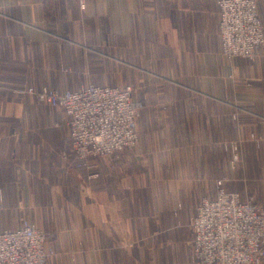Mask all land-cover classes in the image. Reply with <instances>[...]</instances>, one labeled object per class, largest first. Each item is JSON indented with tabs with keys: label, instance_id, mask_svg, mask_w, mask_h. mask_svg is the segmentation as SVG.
I'll list each match as a JSON object with an SVG mask.
<instances>
[{
	"label": "crops",
	"instance_id": "obj_1",
	"mask_svg": "<svg viewBox=\"0 0 264 264\" xmlns=\"http://www.w3.org/2000/svg\"><path fill=\"white\" fill-rule=\"evenodd\" d=\"M55 1L76 4L0 0V232L29 220L54 233L56 255L49 264H192L187 227L202 198H215L218 180L225 179L197 171L198 151L184 157L180 149H197L199 141L142 139L135 150L82 166L73 156L61 157L69 143L68 118L13 91L125 83L132 68L200 100L192 109L196 116L204 117L205 102L214 108L208 115L225 110L221 101H236L240 81L255 84L249 100L264 107V49L255 61H230L222 54L216 0H88L96 23L86 29L77 27L69 6L48 13ZM258 4L264 22V0ZM52 16L68 28H53ZM84 49L79 66L78 51ZM203 117L190 119L200 133ZM157 196H164L162 211L169 218L162 221V234L145 214L156 210ZM174 201L184 205L179 219L171 213Z\"/></svg>",
	"mask_w": 264,
	"mask_h": 264
},
{
	"label": "built area",
	"instance_id": "obj_2",
	"mask_svg": "<svg viewBox=\"0 0 264 264\" xmlns=\"http://www.w3.org/2000/svg\"><path fill=\"white\" fill-rule=\"evenodd\" d=\"M223 54L255 59L264 48L258 0H217ZM23 93L22 91H19ZM27 92V91H26ZM37 101L62 110L68 118L72 155L82 166L93 158L116 155L139 143L136 121L142 103L127 87L89 86L75 91L29 88ZM217 182L216 197L204 198L191 220L192 264H264V205L228 191ZM3 195L0 193V209ZM50 235L24 220L0 232V264H49L56 251Z\"/></svg>",
	"mask_w": 264,
	"mask_h": 264
},
{
	"label": "rangeland",
	"instance_id": "obj_3",
	"mask_svg": "<svg viewBox=\"0 0 264 264\" xmlns=\"http://www.w3.org/2000/svg\"><path fill=\"white\" fill-rule=\"evenodd\" d=\"M90 5L91 4L88 3V0H76L75 5L72 3L68 4V1H66V4H62V6H57L55 1L49 5L48 13L53 15L56 12H66L67 6H69L71 10L75 9L73 12L77 13V27L86 29L88 27L95 26L96 23L94 16H90L89 14ZM113 7L114 5L110 4V11ZM92 10H95L94 5ZM51 18L52 19L50 22L52 23L53 28L57 27L56 23L62 24L64 28H68V26L65 25L62 20H55L53 16ZM261 21L264 26L262 18ZM263 49L260 50L257 57L253 60L246 58L241 59L255 61ZM84 52L85 49L78 51L77 64L79 66H84L85 62L82 60L85 55ZM111 53L116 54L114 50L111 51ZM228 60L231 61L233 59ZM113 63L115 64L116 62ZM64 70L67 71V69ZM129 70L131 71L129 72L130 77L125 83L122 82L115 84L110 82L106 84H100L96 82H88L86 84L78 85L79 87H77L79 89L89 86L114 88L127 86L132 87L134 99L142 103V108L136 121V127L139 133V141L142 139H173L183 141L182 143L185 144H192L199 141L200 144L198 145L197 149L195 147L187 146L180 149L184 152V157H187L188 153L192 154L193 152L198 151L194 157L198 172H205V175L208 177H211L212 174H215L214 179L224 177L226 179V185L228 186V189L242 191L244 198L253 197L256 202L264 205L262 204L264 203V115L259 113L264 111V107L261 105H256V102H250L249 100L252 95L251 90H254L256 87L255 84L249 81H240L238 83L239 86H237L238 90L236 101L226 105L225 103L227 101H221V103L219 102V107L224 108L225 110L221 109V111H218L216 115L207 114L208 110L213 108V106H211L213 104L205 102L206 113L203 117L201 115L196 116V112L192 110L195 108V104H198L200 100L198 101L196 99L190 98L188 95H185L184 93H186V91L183 88L172 86L164 80L156 78L154 75H148L145 72L144 74H141L132 68ZM134 71L138 73V77L133 75ZM113 74H115V67L113 69ZM148 76L151 77L149 78ZM68 86H70V84H68ZM45 87L55 89L50 86ZM29 88H35L39 90L44 87L37 88L35 86H30L25 89L17 88L13 91V93L22 96L30 95L27 93ZM67 90L75 91L70 89ZM19 91H22L23 93H20ZM45 105L46 104H44V106ZM46 107L50 108L48 105H46ZM59 111L65 115L62 110ZM202 117L204 133H200L202 128H200V126L197 132L196 125L190 122V119L192 121H194V119L201 120ZM176 121L179 122L177 123ZM165 124L171 125V127L167 125L165 129ZM172 128L173 131H170ZM69 143L68 141L66 142V146L63 147V152L61 154L62 159L65 161L70 160V158L73 156ZM137 146L127 150H135ZM124 151L108 157L118 156ZM102 158L105 159L107 157L93 159ZM191 165L192 164H190V166ZM157 192L160 194L159 187ZM204 198H202V200ZM164 206V196H157L156 210L145 213L151 221H156L155 230L158 234H162V221L169 219L167 215L168 212L162 211ZM183 209L184 205L181 201H174L173 205L171 206V213L174 219H179ZM187 229L191 238V222ZM46 232L50 235L48 243L50 245V241L55 237V234L48 231Z\"/></svg>",
	"mask_w": 264,
	"mask_h": 264
}]
</instances>
